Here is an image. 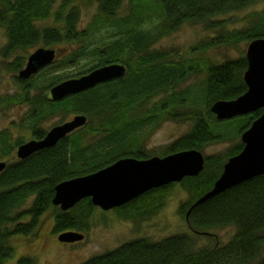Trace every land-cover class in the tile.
Returning a JSON list of instances; mask_svg holds the SVG:
<instances>
[{"label": "trees", "instance_id": "1", "mask_svg": "<svg viewBox=\"0 0 264 264\" xmlns=\"http://www.w3.org/2000/svg\"><path fill=\"white\" fill-rule=\"evenodd\" d=\"M264 0H0V29L6 42L0 47V73H18L29 55L20 54L29 48L62 46L63 59H56L29 79L17 78L19 101H28L35 122L33 136L40 139L45 130L41 120L85 114L88 121L60 139L54 146L35 151L26 158L12 157L0 173V264H6L15 253L11 243L16 235L30 236L38 232L48 210H53L52 232H86L90 228L95 206L84 198L68 210L52 203L55 186L66 179L92 173L120 157L146 158L149 155L138 139L147 124L163 118L192 121L191 129L173 140L164 155L220 142L226 137L217 129L218 123L211 105L217 100L235 99L247 90L243 72L247 68L245 55L220 63L203 62L156 48L164 36L171 35L187 24H203L206 30L224 27L218 16L239 11ZM96 5L90 21L81 27L82 5ZM264 15V13H263ZM49 21V23H43ZM105 30L113 37L98 43L96 35ZM110 37V36H109ZM264 37V17L257 25L210 36L193 47L204 51L224 42ZM95 41V42H94ZM59 54V50H58ZM86 60L90 70L119 62L126 74L118 79L98 84L86 91L52 100L42 91L63 79L39 80V76L54 66H75ZM91 63V64H89ZM206 74L202 93L176 90L200 71ZM40 74V75H39ZM36 80H35V79ZM68 79V78H67ZM39 92L33 94V91ZM197 95H200L197 96ZM155 101H151L158 97ZM151 102V103H150ZM195 104H202V110ZM149 104V106H147ZM183 108L186 111L179 112ZM262 109L236 117L241 123L236 136L248 128ZM221 124V123H220ZM216 125V127H215ZM7 135L0 136V155L8 156L21 141L10 145ZM237 143L227 155L205 156L204 169L198 176H187L181 183L187 199L181 202L183 215L192 233H177L153 240L138 237L121 243L114 249L89 257L80 264H264V174L244 181L194 206L197 199L213 187L227 159L241 151ZM152 189L115 208L123 220L137 221L156 214L171 186ZM233 227L234 234L226 243L199 246L197 238L210 237L209 231ZM16 264H35L31 256H20Z\"/></svg>", "mask_w": 264, "mask_h": 264}, {"label": "rangeland", "instance_id": "2", "mask_svg": "<svg viewBox=\"0 0 264 264\" xmlns=\"http://www.w3.org/2000/svg\"><path fill=\"white\" fill-rule=\"evenodd\" d=\"M95 10V4L82 5L81 27L87 25ZM263 13L264 1L239 11L218 16L217 19H221L224 22V27L220 30L210 31L206 30L203 24L187 23L177 32L161 38L155 44V47L176 54L175 58L187 56L202 60V66H204L203 62L220 63L227 59L239 58L245 55L250 41L243 39L232 42L227 41L221 45L207 48L204 51H194L193 47L204 42L210 36L217 37L221 33L234 32L257 25L264 17ZM43 23H49V21ZM112 38L110 33L102 29L95 39L100 43ZM5 42L4 30L0 29V47ZM54 48L59 50L58 59H63L65 55L64 48L62 46H55ZM32 50V48H29L26 51H20V54L27 55ZM85 62L86 60H83V63L80 62L75 66H54L51 69H47L43 74H39V80L45 83V81L54 79L55 75L63 79L77 77L90 66H85ZM17 74L6 70L0 73V136L7 135L10 145H13L18 138L30 139L31 126L35 122L33 117L34 105L28 101L18 102L20 99L15 96L16 91H20L17 84ZM205 77L206 74L203 70L198 74H193L185 82H179L176 90L186 89L189 94L190 92L194 93V90L202 93ZM35 78L37 79L36 76ZM37 92L39 90L33 91V94ZM42 93H46L48 98L50 97L48 90L42 91ZM197 96L200 97V95ZM158 98L159 96L151 101L153 102ZM201 105L196 103L195 106H191L202 110L204 107ZM177 111L183 112L186 110L180 108ZM71 116H68V118H71ZM234 118L235 120L218 123L217 129L222 130L226 137L220 142L205 145L200 150L203 155H222L225 157L231 147L241 142L240 136L237 137L235 131L241 120ZM60 121L61 118L55 117L44 119L41 120L38 127L46 131L64 120ZM192 124V121L187 119L165 117L162 120L145 125L137 137L142 141L141 146L148 155L162 156L169 143L187 133L191 129ZM12 157H15V148L12 149L8 156L0 155V161H6ZM187 195L181 183H173L170 192L163 200L162 208L149 218H141L137 221L123 220L114 209L103 210L95 206L90 228L84 232L85 239L79 242H63L57 238V235L52 232L54 216L53 210L50 209L42 217L38 232L30 236L16 235L12 237L11 243L15 246V253L6 261V264H16L20 256L33 257L35 264H80L93 255L114 249L121 243L133 238L149 237L153 240H160L163 237L177 233H192L185 217L178 211L181 202L187 199ZM234 232L235 229L233 227L214 229L209 231L210 237L205 235L198 237L197 244L204 246L213 245L214 242L226 243ZM260 259H264V251Z\"/></svg>", "mask_w": 264, "mask_h": 264}, {"label": "water", "instance_id": "3", "mask_svg": "<svg viewBox=\"0 0 264 264\" xmlns=\"http://www.w3.org/2000/svg\"><path fill=\"white\" fill-rule=\"evenodd\" d=\"M55 48L40 47L27 59L18 76L29 79L56 58ZM247 68L243 80L247 90L231 100H217L211 112L217 120H227L246 115L263 108L261 114L242 131L243 147L230 156L213 187L195 201L191 209L208 199L253 177L264 174V37L251 40L246 48ZM124 64L114 62L90 70L77 77L68 78L49 89L50 98L58 101L98 84L118 79L126 74ZM87 117L77 114L70 120L53 126L42 139H32L18 146L16 156L26 158L35 151L54 146L74 130L86 125ZM205 156L195 148L180 150L164 156L153 155L146 159L123 157L92 173L63 180L55 186L52 203L68 210L84 198H90L94 206L103 210L120 207L148 190L182 181L187 176H198L204 169ZM0 161V173L6 166ZM84 233L67 231L59 234L63 242L83 240ZM264 262V259H263Z\"/></svg>", "mask_w": 264, "mask_h": 264}, {"label": "flooded vegetation", "instance_id": "4", "mask_svg": "<svg viewBox=\"0 0 264 264\" xmlns=\"http://www.w3.org/2000/svg\"><path fill=\"white\" fill-rule=\"evenodd\" d=\"M40 47H44V46H40ZM40 47H39V48H40ZM45 48H46V47H45ZM36 49H37V48H36ZM36 49H34V50H36ZM34 50H32L31 52H33ZM31 52H30V53H31ZM30 53H29V54H30ZM28 56H29V55H28ZM27 58H28V57H27ZM57 58H58V57H57ZM26 62H27V59H26ZM26 62H25V65H26ZM25 65H24V66H25ZM50 65H51V64H50ZM50 65H48V66H50ZM48 66H46V67H48ZM46 67H44V68H42V69H45ZM23 68H24V67H23ZM42 69H40L36 74H38ZM36 74H34L33 76H35ZM33 76H31V77H33ZM79 76H80V75H79ZM31 77H30V78H31ZM17 78H19L18 74H17ZM19 79H21V78H19ZM22 80H25V79H22ZM50 88H51V87H50ZM50 88H49V89H50ZM48 92H49V90H48ZM49 96H50V93H49ZM74 115H77V114H74ZM74 115H72L71 118H68V119H66L65 121L72 119V118L74 117ZM84 115H85V114H84ZM86 117H87V116H86ZM65 121H63V122H65ZM87 121H88V118H87ZM54 126H55V125H54ZM52 127H53V126H52ZM52 127H51V128H52ZM82 127H84V126H82ZM82 127H79L78 129H81ZM51 128H50V129H51ZM41 129H42V128H41ZM50 129L46 130L44 136L46 135V133H47ZM31 130H32V132H31V138H30V139H28V140H27V139L24 140V139H22V138H18V139H16L15 144L17 143V141H20V140H22V141H21V144H22V143H25V142H27V141H29V140L36 139V138L33 136L34 132H33L32 127H31ZM42 130H43V129H42ZM76 130H77V129H76ZM76 130H74V131H76ZM74 131H73V132H74ZM70 134H71V133H70ZM68 135H69V134H68ZM68 135H67V136H68ZM44 136H43V137H44ZM43 137H42V138H43ZM65 137H66V136H65ZM42 138H40V139H42ZM37 140H39V139H37ZM18 146H19V144L15 147V157H17V156H16V151H17ZM151 156H153V155H149V156L146 157V158H149V157H151ZM123 157H133V156H123ZM123 157H120V158H123ZM120 158H119V159H120ZM134 158H136V157H134ZM146 158H142V159H146ZM137 159H140V158H137ZM117 160H118V159H117ZM114 162H115V161H114ZM162 187H163V186H162ZM156 188H161V187H156ZM156 188H152V189H156ZM152 189H150V190H152ZM150 190H148V191H150ZM148 191H147V192H148ZM145 193H146V192H145ZM120 207H121V206H120ZM116 208H118V207H116ZM113 209H115V208H112L111 210H113Z\"/></svg>", "mask_w": 264, "mask_h": 264}]
</instances>
